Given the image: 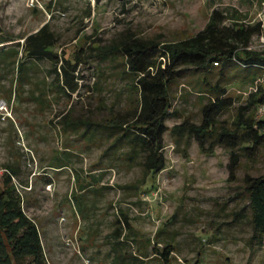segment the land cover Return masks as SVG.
<instances>
[{
    "label": "rangeland",
    "instance_id": "1",
    "mask_svg": "<svg viewBox=\"0 0 264 264\" xmlns=\"http://www.w3.org/2000/svg\"><path fill=\"white\" fill-rule=\"evenodd\" d=\"M213 8L226 14V24L264 20L261 0H0L1 33L8 38L0 42V101L7 104V113L0 109V185L11 174L49 264H264V246L250 238L243 191L246 172L264 173V156L242 158L229 179L227 149L203 152L193 138L175 142L171 133L186 116L200 119L195 76L179 77L170 89L176 114L165 119L160 171L144 175L119 151L104 154L112 137L85 138L97 122L127 118L135 104L121 53L102 58L100 51L129 36L164 42L192 35ZM43 24L55 40L56 64L24 52L25 36ZM247 47L264 51V26ZM77 49L71 91L56 70ZM257 81L235 74L226 84L234 103L220 123L230 122ZM167 242L174 249L165 261Z\"/></svg>",
    "mask_w": 264,
    "mask_h": 264
},
{
    "label": "trees",
    "instance_id": "2",
    "mask_svg": "<svg viewBox=\"0 0 264 264\" xmlns=\"http://www.w3.org/2000/svg\"><path fill=\"white\" fill-rule=\"evenodd\" d=\"M226 14L213 8L205 25L194 34L174 41H158L154 38L129 36L119 46L100 51L106 58L108 51L117 50L123 57V73L131 78L130 91L135 104L127 111V118L120 120L112 115L85 132V138L94 135L112 137L104 149L119 151V156L129 164L137 163L144 175L158 172L166 165L163 152V133L168 128L165 119L176 114L170 110V89L179 77L195 76L198 91L202 93L200 119L188 116L173 124L171 133L175 142L193 138L203 152H212L216 145L228 151L226 163L228 178L234 179L242 158L255 160L264 156V116L255 113L264 101V51L248 48L255 33L262 30L261 21L226 24ZM24 52L35 57H47L55 64L59 56L51 48L55 43L52 32L45 24L25 36ZM8 40L1 33L0 42ZM77 49L73 55H63L59 65L64 87L73 91L77 82L72 72ZM219 64V65H217ZM21 65V64H20ZM19 65V66H20ZM235 68V73L228 71ZM239 74L244 81L258 80L257 88L248 94L247 101L236 107L229 123H220L221 114L230 109L234 97L227 93L226 84ZM260 80V81H259ZM92 122L88 123V127ZM243 191L247 197L248 219L251 223V239L264 246V173L243 175ZM24 196L12 181L11 174L1 177L0 185V264H49L37 223L24 210ZM237 215H244L240 210ZM127 225L130 223L125 218ZM163 229L159 228L157 234ZM172 243L161 250L167 261Z\"/></svg>",
    "mask_w": 264,
    "mask_h": 264
},
{
    "label": "built area",
    "instance_id": "3",
    "mask_svg": "<svg viewBox=\"0 0 264 264\" xmlns=\"http://www.w3.org/2000/svg\"><path fill=\"white\" fill-rule=\"evenodd\" d=\"M261 2L264 4V0H261ZM261 26H264V20H261ZM0 109H5L7 113V104L5 100L0 101ZM257 114L259 116H264V101L257 106Z\"/></svg>",
    "mask_w": 264,
    "mask_h": 264
}]
</instances>
